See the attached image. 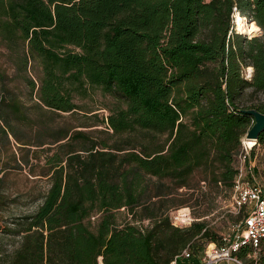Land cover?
I'll return each mask as SVG.
<instances>
[{
	"label": "trees",
	"instance_id": "obj_1",
	"mask_svg": "<svg viewBox=\"0 0 264 264\" xmlns=\"http://www.w3.org/2000/svg\"><path fill=\"white\" fill-rule=\"evenodd\" d=\"M233 7L260 34L236 31ZM0 36L14 62L0 67V182L36 165L49 180L34 209L0 215L20 236L0 241V264H168L219 242L206 213L180 226L170 211L233 191L252 123L240 108L264 111V0H0ZM90 85L115 100L91 130L62 114ZM254 148L264 159V129ZM13 201L0 190V211Z\"/></svg>",
	"mask_w": 264,
	"mask_h": 264
},
{
	"label": "rangeland",
	"instance_id": "obj_2",
	"mask_svg": "<svg viewBox=\"0 0 264 264\" xmlns=\"http://www.w3.org/2000/svg\"><path fill=\"white\" fill-rule=\"evenodd\" d=\"M234 20L235 18H233V22ZM249 21L250 20L245 18L243 22L245 25H250L251 21ZM234 28L236 31L243 32L238 29L236 23L234 24ZM243 33L251 36L260 34V31L251 34L247 32ZM19 46H21V43ZM0 67L6 69L9 74L14 71V62L11 57V52L7 48V42L1 36ZM27 69L28 73L32 75L33 78H37L39 65L35 60L29 61ZM88 88L89 91L86 95H74V101L81 105V109L73 112V114L70 112H62V114L73 124H76L78 128L91 130L95 129V127L99 128L102 126L101 124L93 123L97 122V116L101 117L108 114L109 107L114 104L115 100L109 94L104 93L99 87L90 85ZM258 96L264 98L263 93H259ZM61 118L63 119V117ZM247 160L248 158L245 162H247ZM240 165L245 167V163L241 158H239V166ZM33 169L34 171L30 172L28 167H23L10 169L3 173V180L0 182V190L10 196H15L16 201L8 202L4 210L0 211V215H9L10 213L17 214L22 211L32 210L41 201L42 195L49 186V180L46 175L38 174L40 172V165H36ZM1 174L2 173H0V175ZM248 176H250L249 180L256 181V183L264 187V160L261 164L260 174L249 172L248 175H245V178L247 179ZM205 206L206 205L202 204L199 207L196 206L192 208L189 205H181L179 208L184 207L185 210V207H188L192 217L194 211L206 213L204 217L208 220L210 226L215 228L218 234L230 231L231 226L238 221L242 213L241 210L233 208L231 204V195L224 192H220V194L215 197L212 208L207 210ZM0 222L3 224L1 219ZM0 237V241L2 242L1 249L5 252L11 250L20 239V236H5L2 234V231H0ZM193 244L195 246L194 254L201 257L207 241H205V239H194ZM254 254V257L248 255L247 252L238 256L242 259L244 264H262L264 263V244L258 248Z\"/></svg>",
	"mask_w": 264,
	"mask_h": 264
},
{
	"label": "built area",
	"instance_id": "obj_3",
	"mask_svg": "<svg viewBox=\"0 0 264 264\" xmlns=\"http://www.w3.org/2000/svg\"><path fill=\"white\" fill-rule=\"evenodd\" d=\"M233 18L238 11L233 7ZM244 17V16H243ZM245 19V17H244ZM252 66L247 65L243 69L246 78H250ZM257 145V140L252 139L247 142L244 137L241 139V151L238 155L245 167L239 166V171L234 178L233 191L231 193V204L233 208L239 210L244 208V213L240 219L235 222L228 232H223L219 242H207L203 254L198 264H216L220 260L234 261L237 264H244L242 259L236 255V252L245 245H249L254 250L248 252V255L255 256L261 239L264 237V187L258 183H252L245 178L246 170L250 167L245 162L249 158L250 150ZM173 223L183 226L190 223L192 216L189 208H177L170 211ZM190 244L176 254L168 264H177V256L188 257L191 255ZM98 264H103L101 257L98 258ZM264 264V263H262Z\"/></svg>",
	"mask_w": 264,
	"mask_h": 264
},
{
	"label": "crops",
	"instance_id": "obj_4",
	"mask_svg": "<svg viewBox=\"0 0 264 264\" xmlns=\"http://www.w3.org/2000/svg\"><path fill=\"white\" fill-rule=\"evenodd\" d=\"M258 148H254L252 152L249 155V158L247 160V165L250 166L248 168V173L253 172L256 174H260L261 172V164L264 160L261 156V152L257 150ZM247 172V170H246ZM246 175V174H245ZM250 182H254L253 180H250ZM256 183V181L254 182ZM200 257L196 254H191L188 257L180 256L178 261L183 262V264H198ZM216 264H237L234 261H226V260H220Z\"/></svg>",
	"mask_w": 264,
	"mask_h": 264
},
{
	"label": "water",
	"instance_id": "obj_5",
	"mask_svg": "<svg viewBox=\"0 0 264 264\" xmlns=\"http://www.w3.org/2000/svg\"><path fill=\"white\" fill-rule=\"evenodd\" d=\"M240 110L252 117V123L245 131L243 137L248 140H257L259 133L264 129V111L255 107H242Z\"/></svg>",
	"mask_w": 264,
	"mask_h": 264
},
{
	"label": "bare ground",
	"instance_id": "obj_6",
	"mask_svg": "<svg viewBox=\"0 0 264 264\" xmlns=\"http://www.w3.org/2000/svg\"><path fill=\"white\" fill-rule=\"evenodd\" d=\"M239 16H241L239 13H236L235 14V16H234V18H235V20H234V24L236 23V19L239 17ZM243 19H244V17H243ZM245 20V19H244ZM250 22V21H249ZM237 24V23H236ZM247 142H251V140H248V139H245Z\"/></svg>",
	"mask_w": 264,
	"mask_h": 264
}]
</instances>
